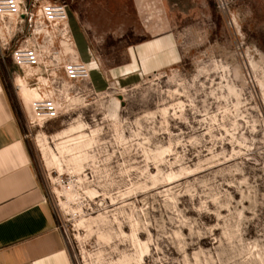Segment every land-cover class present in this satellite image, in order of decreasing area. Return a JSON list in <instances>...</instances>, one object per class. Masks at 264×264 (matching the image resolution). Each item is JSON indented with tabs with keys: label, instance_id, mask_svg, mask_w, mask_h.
<instances>
[{
	"label": "rangeland",
	"instance_id": "1",
	"mask_svg": "<svg viewBox=\"0 0 264 264\" xmlns=\"http://www.w3.org/2000/svg\"><path fill=\"white\" fill-rule=\"evenodd\" d=\"M58 1L91 66L126 58L140 5L162 10L180 47L171 65L102 92L55 70L52 84L43 66L18 69L9 54L27 32L3 49L18 106L19 82L61 103L59 118L24 128L74 264H264V0ZM13 19L0 22V41ZM54 42L65 59L78 57L72 37ZM81 132L83 169L65 154L50 170L37 136L58 152V140Z\"/></svg>",
	"mask_w": 264,
	"mask_h": 264
},
{
	"label": "crops",
	"instance_id": "2",
	"mask_svg": "<svg viewBox=\"0 0 264 264\" xmlns=\"http://www.w3.org/2000/svg\"><path fill=\"white\" fill-rule=\"evenodd\" d=\"M140 8V38L127 46L126 58L116 66L100 69L89 65L92 55L89 62L83 60L72 32L77 59L86 62L105 81L97 88L90 71L88 83L97 91H105L110 83L126 86L141 75L171 65L179 57L178 39L166 15L162 10ZM99 63H103L101 59ZM20 111L0 61V264H74L35 163Z\"/></svg>",
	"mask_w": 264,
	"mask_h": 264
},
{
	"label": "built area",
	"instance_id": "3",
	"mask_svg": "<svg viewBox=\"0 0 264 264\" xmlns=\"http://www.w3.org/2000/svg\"><path fill=\"white\" fill-rule=\"evenodd\" d=\"M11 17L15 19V23L11 30L7 31L11 35L9 40L1 38L0 59H5L3 49H6L10 45V41L18 34L27 32V36L23 40L12 46L9 54L13 64L18 69L23 70L28 67L43 66L47 69L46 75L52 78V84L58 77L52 75V70L57 71V73L62 72L66 79L73 82L89 81L90 67L86 62L65 59L63 55L58 60L55 50L51 53H47L44 50V45L49 44L52 39L56 41L61 37H67L69 39L72 37L69 6L67 3L58 0H29L28 2H24L23 0H0V22L5 23ZM45 30L50 34L45 35ZM51 45L54 48L56 42L51 43ZM47 61H49V65H46ZM30 81L37 84L35 78L30 79ZM14 87L20 110L24 117V127L27 129L37 126L42 127V124L44 125L59 118L61 103L56 96L34 100L32 108L36 117L32 118L29 116L19 96L16 83ZM63 234L67 239L66 230L63 231Z\"/></svg>",
	"mask_w": 264,
	"mask_h": 264
},
{
	"label": "bare ground",
	"instance_id": "4",
	"mask_svg": "<svg viewBox=\"0 0 264 264\" xmlns=\"http://www.w3.org/2000/svg\"><path fill=\"white\" fill-rule=\"evenodd\" d=\"M11 18H13V17H11ZM14 20L15 19H13V21ZM44 33H45V35L50 34L46 30L44 31ZM53 41H54V39H52L49 44H45V45H49V47L51 48L50 53L53 50H55V47L53 48L51 45V43H53ZM56 53L58 56V60H60L61 55L57 51H56ZM71 60H79V59L76 58V59H71ZM83 82H88V81L84 80ZM17 87H18L19 96H20L22 102L24 103V105L28 111L29 116L34 118L33 113L31 111V108H30V104H31V102H33L37 98L43 99L44 96L39 94L37 91L31 92V91L27 90L25 88V86L22 84V82H19ZM80 128L82 129L83 126L80 125ZM87 137H88L87 133L81 132L78 137L68 135V136H65L64 138H61L60 140H58L56 142V150L58 152L51 151L49 149V147L46 145L45 140L40 135L37 136L36 141H37L38 146L41 149V152L43 155L42 157L44 158L45 164L50 170L53 167H59L60 169H62L63 167H62L61 158L65 159V154H66V155L70 156L69 162L71 164H73L74 168H76L78 171H80L81 169H83V164L88 157V151L86 149H81L80 144H82L87 139ZM91 140L92 139L87 141L85 146H89ZM71 164H69V165H71ZM69 168L73 169V167H71V166ZM69 187H70L69 189L67 187L65 188L64 195L66 196V198L68 200H71L73 197L72 192H71L72 186H69Z\"/></svg>",
	"mask_w": 264,
	"mask_h": 264
}]
</instances>
